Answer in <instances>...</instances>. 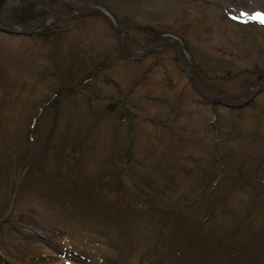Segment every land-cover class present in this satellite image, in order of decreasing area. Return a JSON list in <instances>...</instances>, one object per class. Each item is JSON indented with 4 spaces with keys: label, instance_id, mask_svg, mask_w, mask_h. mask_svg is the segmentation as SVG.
I'll return each instance as SVG.
<instances>
[{
    "label": "rangeland",
    "instance_id": "1",
    "mask_svg": "<svg viewBox=\"0 0 264 264\" xmlns=\"http://www.w3.org/2000/svg\"><path fill=\"white\" fill-rule=\"evenodd\" d=\"M22 1L102 9L135 53L179 39L208 97L264 82V0H5L4 15ZM47 27L0 25V264H264V90L211 104L175 46L132 61L101 17Z\"/></svg>",
    "mask_w": 264,
    "mask_h": 264
},
{
    "label": "water",
    "instance_id": "2",
    "mask_svg": "<svg viewBox=\"0 0 264 264\" xmlns=\"http://www.w3.org/2000/svg\"><path fill=\"white\" fill-rule=\"evenodd\" d=\"M92 16H98L101 17L113 35L115 36L120 48L124 52V54L131 59L132 61H141L143 60L146 56L149 54L158 51L160 49H163L168 46H175L178 48V53L179 57L181 59L183 68H182V73L187 77L188 82L191 86L192 91L198 95L201 99H203L206 102H209L211 104H225V103H230V102H237V101H244V100H250L254 98L256 95H258L260 92L264 90V82L257 86L254 89H251L245 93L239 94V95H234V96H224L220 98H211L206 96L201 92V90L197 87L195 84V81L190 74L189 71V59L186 54V50L184 47V44L176 38H172L169 41L158 43L149 47H146L142 49L139 53H135L131 50V48L127 45L123 33L120 31L118 28L115 19L107 13L106 11L102 9H92L90 11H86L83 13H77L75 11L67 10V9H62L55 11L53 13H50L48 15H45L40 22L35 24V26L32 29L29 30H20L17 28L14 24L8 22L5 20L2 16H0V25L7 30L10 34L15 35V36H30L38 32L44 27H47L50 20L52 18H55V21L58 22L61 20L63 17L70 18V19H85L89 18Z\"/></svg>",
    "mask_w": 264,
    "mask_h": 264
},
{
    "label": "trees",
    "instance_id": "3",
    "mask_svg": "<svg viewBox=\"0 0 264 264\" xmlns=\"http://www.w3.org/2000/svg\"><path fill=\"white\" fill-rule=\"evenodd\" d=\"M0 1H1V3H0V14L2 16L6 17V19H8L9 21L14 23L16 26H18L21 29L30 28L31 26H33L34 24L39 22L41 20V18L44 16V12L43 13H37V14H36V12H33L34 7H33L31 2L29 3V2H24V1H22L21 4H18L17 7L14 8L15 10H18L16 15H11V16L4 15V13L2 11V9L4 7H1V5L5 4V0H0ZM52 29H53V27H47L43 31L39 32L38 34H36L34 36H36V38L50 37V36L54 35L52 33H49V31H51ZM152 43H154V42H152ZM98 232L101 233L102 231L99 230ZM100 260L104 261L105 258L102 256V257H100ZM104 262H103V264H104Z\"/></svg>",
    "mask_w": 264,
    "mask_h": 264
},
{
    "label": "snow or ice",
    "instance_id": "4",
    "mask_svg": "<svg viewBox=\"0 0 264 264\" xmlns=\"http://www.w3.org/2000/svg\"><path fill=\"white\" fill-rule=\"evenodd\" d=\"M254 19H259L260 18V14L257 13V15L255 17H253Z\"/></svg>",
    "mask_w": 264,
    "mask_h": 264
},
{
    "label": "bare ground",
    "instance_id": "5",
    "mask_svg": "<svg viewBox=\"0 0 264 264\" xmlns=\"http://www.w3.org/2000/svg\"><path fill=\"white\" fill-rule=\"evenodd\" d=\"M6 20V19H5ZM9 22V21H8ZM14 24V23H12ZM15 25V24H14ZM16 26V25H15ZM17 28H19L18 26H16ZM189 71H190V67H189ZM190 74L192 75L191 71H190ZM193 77V76H192Z\"/></svg>",
    "mask_w": 264,
    "mask_h": 264
}]
</instances>
